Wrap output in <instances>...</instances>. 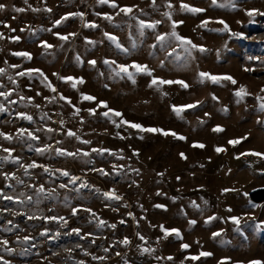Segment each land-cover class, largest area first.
Masks as SVG:
<instances>
[{"label": "rangeland", "instance_id": "1", "mask_svg": "<svg viewBox=\"0 0 264 264\" xmlns=\"http://www.w3.org/2000/svg\"><path fill=\"white\" fill-rule=\"evenodd\" d=\"M112 2L0 0L5 5L0 10L4 37L0 39V92L11 93L7 98L0 96L5 109L0 111V132L13 137L10 142L0 137V157L7 155L2 149L9 148L13 160L0 162V190L14 198H0V241H8L7 248L12 250L6 251L0 243V264H117L113 258L123 255L125 238L129 247L141 243V261L132 264L264 262V200L255 202L249 196L264 189V159L241 155L264 153V110L257 100L264 97V15L259 14L264 13V0H216V5L212 0H155V6L152 0H115L117 8L111 7ZM181 3L204 11H181ZM120 7H131L132 12L117 15ZM250 10H256L251 17L246 14ZM77 12L83 19L68 15ZM165 12L171 13L172 20ZM141 20L160 23L141 29ZM205 20L207 26L198 27ZM220 20L229 32L212 31L223 27L217 23ZM173 21H182L175 29L179 36L206 51L180 45L171 36ZM85 23L98 27L86 28ZM159 35L165 40L158 42ZM43 43L51 47L45 49ZM21 52L29 53L31 59L13 55ZM133 63L147 66L151 75L132 68L135 82L124 73L116 75L117 65ZM30 69L44 75H18ZM200 72L231 76L237 83H213L199 77ZM67 77L84 83L73 88L71 81L63 79ZM153 78L184 81L188 86L150 87ZM241 86L249 93L243 99L235 95ZM85 95L94 99L85 100ZM174 106L182 109L179 115ZM109 109L122 116L111 112L104 116ZM19 113L32 119H21ZM121 119L184 139L142 132L128 124L117 127ZM217 127L223 131H213ZM20 129L26 130L23 136ZM69 131L75 135L68 136ZM28 132L38 139L30 138ZM230 140L241 142L233 146ZM46 147L37 153L36 149ZM58 148L75 155H58ZM33 161L49 172L37 167L24 175L20 165ZM57 170L70 175L62 176ZM4 173L16 178L5 180ZM72 177L79 178L75 184L70 183ZM61 184L77 191L72 201L58 199L54 205L39 193L33 195L36 186L51 190ZM105 193L120 199H108ZM233 217L240 223L234 224ZM162 228L178 230L180 236L171 231L165 236ZM73 229H79V234ZM183 244L189 247L182 249ZM201 252L211 255L186 259Z\"/></svg>", "mask_w": 264, "mask_h": 264}, {"label": "snow or ice", "instance_id": "2", "mask_svg": "<svg viewBox=\"0 0 264 264\" xmlns=\"http://www.w3.org/2000/svg\"><path fill=\"white\" fill-rule=\"evenodd\" d=\"M25 3H27V0H25ZM100 3H108V0H100ZM212 4L213 5H216V0H212ZM152 6H155V0H152ZM111 7H113V8H117L118 7V5L115 3V0H113V2L111 3ZM168 7L171 9L172 5L171 4H168ZM4 8H5V5L0 4V10H2ZM32 10L33 11H39V9H32ZM14 11H16V12H22V11H24V9H22V8H14ZM45 11H49L50 12L51 9H45ZM181 11H187V12L196 14V13L203 12L204 9L195 8V7H192V6L188 5V4L181 3ZM255 11L256 10H250V11H247L246 14L251 17V16H253V14H254ZM131 12H132V8L131 7H120L119 8V11L117 12V15H119L120 13H123L125 16H127ZM259 14L260 15H264V13H259ZM68 15L69 16H80L81 19H83V14L82 13H79V12H77V13H70ZM164 15L169 20H172V16H171V13L170 12H165ZM67 18H68V16L62 17L61 20H58V21L55 22V25L54 26L59 25L62 22V20H66ZM104 18L107 19V20H111L112 19V17L107 16V15H105ZM159 23H160V21H155V22H152V23H146L143 20L139 21V25H140V28L141 29H144V28H155L156 25L159 24ZM179 23H182V21H179V22L173 21L172 22V29H173V31L171 32V36H173L180 43V45H190L191 48H193V49L199 48V51H201V52L206 51V49H204L202 46H198L196 44H193L191 40H189L187 38H184V37H181V36H179L176 33L175 29H176V27H177V25ZM208 23H209V21H207V20L202 21L201 24L198 25V27L205 28ZM217 23L222 24L223 27L220 28V29H212V31H221V32H229L230 31L229 26L224 21L220 20V21H217ZM5 27H8V25H5ZM84 27H86V28H96V27H98V25H96L95 23H85L84 24ZM70 35H75V34L73 33V34H70ZM105 35L108 36L107 33H105ZM2 38H4L3 37V34H0V39H2ZM59 38L61 40H67L68 37L67 36H60ZM108 38L111 39L114 43L116 42V38L115 37L108 36ZM12 39L13 40H18L19 37H12ZM156 39H157L158 42H162V41L165 40V36L159 35V36H157ZM88 43H93V42L92 41H88ZM43 47L45 49H47V48H50L51 45H49L47 43H43ZM116 47L117 48H120V45L118 43H116ZM13 55L23 56V57H25L27 59H31L30 54L29 53H26V52L13 53ZM89 63L92 64V65H94L95 64V61H89ZM105 63L107 64V63H110V62L107 61V60H105ZM111 63H115V62L113 61ZM13 67H18V66H15L14 65ZM129 68L135 69V72L136 73H145L147 75H151V71L147 68V66L139 65V64H136V63H133L130 66L117 65L118 71L116 72V75H120L121 73H124V74H126L128 76V78L130 80H133V82H135L134 81L133 73L129 71ZM0 72H3V69H0ZM34 72H39V70L38 69H30V70L27 71V73L26 72H20V73H18V75H26V74H31V73H34ZM39 74H40V76H43L44 75L42 72H39ZM198 76L199 77H202V78L210 79L213 83H218L221 80L228 81V82L232 83L233 85H235L237 83L235 81V79L232 78L231 76H212V75H210L209 73H206V72H200V73H198ZM45 79H46V77H45ZM63 79H66L67 81H71L73 88H76L77 87V84L84 83L83 79H75V78H72V77H67V78H63ZM177 83L180 84L181 87H184V88H186L188 86L184 81L158 80L157 78H153V80H152V82H151V84L149 86L151 87L152 85L177 84ZM46 86L49 87V88H51L52 91H55V89L52 88V86L50 84H47ZM262 91H264V89H262ZM9 95H11V93H2V92H0V96H5V98H7V96H9ZM235 95L237 97H239L240 99H243L245 96L249 95V93L246 91V89L243 86H241L235 92ZM21 99H24V98L22 97ZM61 99H66V98L61 97ZM83 99H85V100H93L94 97L85 95V96H83ZM257 100L261 102L260 103L261 110H264V97H259L258 96L257 97ZM68 102L70 103V101H68ZM101 104L104 107H107V105L104 104L103 102H101ZM187 107H195V105H188ZM181 110L182 109L177 108L175 106L173 107V111L176 112L177 115L180 114V111ZM0 111H5V109L2 106H0ZM78 111H79V109H77V112ZM93 111L94 110H90V112H93ZM110 112L112 113L113 116H116V117L122 116L121 113L115 112L112 109H109L107 112H104L103 115L107 117V116H109V113ZM18 116L21 119H26V120H31L32 119L31 116L25 115L23 113H19ZM123 124H128L131 128L138 129L139 131H142V132H145L146 131V132L162 133L164 135L171 134L174 137H176L177 139H181V140L184 139V137H182V136H177L176 133L163 132V130H161L159 128H147V129H145V128H143L139 124H130L128 121H125L123 119H121L120 120V123H118L116 126L117 127H120ZM25 131L26 130L20 129V130H18V133H19L20 136H23L24 133H25ZM48 131H52V129H48ZM213 131H215V132H221V131H223V129L220 128V127H217V128H214ZM27 135L30 138H32V139H38V137L34 136L31 132H28ZM67 135L68 136H74L75 133L69 131L67 133ZM0 137H3L4 140L9 141V142L13 139V137L11 135L5 134V133H2V132H0ZM76 138L79 139V137H76ZM84 142L85 143H88V141H84ZM240 142H241L240 140H230L229 141V144L235 146L236 144H238ZM193 146L194 147H203V145H201V144H194ZM46 150H47V147L45 149H39V148L36 149L37 153H39V154H42L43 151H46ZM2 151L5 152V153H7V155H5L3 157H0V162H7V161H9V158L11 157L12 150L9 149V148H3ZM93 151H100V150L93 149ZM216 151L217 152H221V151H224V149L223 148H217ZM56 152H57L58 155H68V156H74L75 155V153L67 152V151L62 150V149H59V148L56 149ZM84 155H87V153H84ZM241 155H253V156H257V157H260V158L264 159V153L250 152V153H242ZM181 157L186 159V157L184 156L183 153H181ZM15 162L19 163L18 160H16ZM20 167H22L24 169V175H26V176L29 175V169H34V168H37V167L43 168L44 172H46V173L49 172V169L46 166L39 165L35 161H33L32 163H29L27 165L21 164ZM57 171H60V170H57ZM98 171H100V173L102 175L105 174L102 169L101 170H98ZM60 174L62 176H69L70 175L67 171H60ZM3 175H4L5 180H8L9 178H11V179H15L16 178L14 174L4 173ZM78 179H79L78 177H72L71 180H70V183L75 184ZM17 183H22V181H19L18 180ZM81 186L83 187V186H86V185H83L82 184ZM60 187L61 188H65V187H67V185L61 184ZM37 191L44 192L45 190H44L43 186H41ZM225 191H228V190L226 189ZM20 195L23 196L24 193H21ZM104 195L108 199H111V200H119L120 199V197L119 196H116L114 193H105ZM0 198L5 199V200H13L14 199L12 196L4 195L3 192H2V190H0ZM27 199L28 200H31L32 197L29 196V197H27ZM18 202L21 203V204L24 203V201H22V200L21 201H18ZM156 207H161V206L160 205H157ZM8 211H11V209H8ZM76 211H77L76 209H73V215L76 214ZM85 211H89L90 212L91 210L90 209H85ZM16 214L17 213H13V215H16ZM19 214L20 215H23V213H19ZM93 215H94V213H93ZM38 218H40V217L28 216V219H38ZM44 219L45 220H49V219H57V218H55V217H45ZM209 219H212V218H209ZM59 220L63 221V225H66L67 224V221L63 217H60ZM232 222L234 224H239L240 223L239 219L236 218V217H233L232 218ZM9 223L11 224L12 222L9 221ZM103 223L104 222L101 221V223H100V225H98V227L99 226H102ZM111 227H115V225H111ZM162 231L165 232V236H167L170 231L171 232H174L177 237L180 236V233H179L178 230H165V229L162 228ZM72 232H75V233L79 234V229H73ZM41 235H45V233L42 232ZM58 235H59V233H57V236ZM213 235L216 236V235H219V233H214ZM24 239L27 240L28 237H25ZM141 239H143V237H141ZM128 242L129 241L127 240V238H125V240L122 243L127 244ZM0 243H2L5 246V250L6 251H9V252L12 251L11 249L7 248L8 241H6V240L5 241H0ZM78 247H79V245H78ZM181 247H182V249H187L189 247V245L183 244V245H181ZM105 251H108V249H105ZM145 251H149V249H145ZM210 255H211V253L201 252L199 254V256L186 257V259L198 260L201 256L207 257V256H210ZM93 259H103V257H100V258L93 257ZM168 259H172V257H168ZM5 264H7V262H5ZM80 264H83V262H80ZM219 264H225V262L222 260V261L219 262ZM249 264H264V262H262V261H250Z\"/></svg>", "mask_w": 264, "mask_h": 264}, {"label": "trees", "instance_id": "3", "mask_svg": "<svg viewBox=\"0 0 264 264\" xmlns=\"http://www.w3.org/2000/svg\"><path fill=\"white\" fill-rule=\"evenodd\" d=\"M48 150V149H47ZM9 161H13L11 157L9 158ZM48 182H51L50 180ZM55 184V182H54ZM33 187V186H31ZM41 186H36L35 187V192H34V197L39 193L40 196H43L44 200H50L52 203L51 204H58L59 200L58 199H63V203H68L72 201V195L76 194L77 191L70 190L68 188H61L59 185V189L54 186L53 189L49 190L48 187H44V192H39L37 191ZM57 188V189H56ZM250 199L255 202L263 201L264 200V189H258L250 193ZM135 239V238H134ZM133 239V243L134 240ZM138 240H141L140 238ZM129 243V242H128ZM125 244V249L123 250V255H117L113 258L114 262L117 264H120L121 262L123 264H132L133 260H140L141 261V243L137 242L135 243L134 247H129L128 245ZM132 243V244H133Z\"/></svg>", "mask_w": 264, "mask_h": 264}]
</instances>
